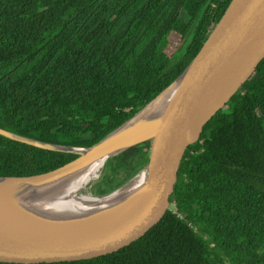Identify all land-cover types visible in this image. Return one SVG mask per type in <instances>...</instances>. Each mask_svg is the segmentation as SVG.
<instances>
[{
    "label": "trees",
    "instance_id": "trees-1",
    "mask_svg": "<svg viewBox=\"0 0 264 264\" xmlns=\"http://www.w3.org/2000/svg\"><path fill=\"white\" fill-rule=\"evenodd\" d=\"M230 1L0 0V128L96 144L183 72ZM148 149L109 160L91 194L124 184ZM76 157L0 136V177L46 173ZM169 204L122 249L40 264H264V58L187 147Z\"/></svg>",
    "mask_w": 264,
    "mask_h": 264
},
{
    "label": "water",
    "instance_id": "water-1",
    "mask_svg": "<svg viewBox=\"0 0 264 264\" xmlns=\"http://www.w3.org/2000/svg\"><path fill=\"white\" fill-rule=\"evenodd\" d=\"M263 58L264 0H231L183 72L96 144L56 145L0 128V136L11 141L77 156L46 173L0 177V263L87 260L122 249L143 236L169 208L187 147L198 141L203 126L226 106ZM171 89L174 91L167 101L157 104ZM150 110L155 113L148 117ZM146 142L149 149L143 167L117 189L94 196H111L143 170L142 183L111 205L77 217L46 216L49 212L31 207L35 197L49 195L59 181L103 159L102 168L114 157Z\"/></svg>",
    "mask_w": 264,
    "mask_h": 264
},
{
    "label": "bare ground",
    "instance_id": "bare-ground-1",
    "mask_svg": "<svg viewBox=\"0 0 264 264\" xmlns=\"http://www.w3.org/2000/svg\"><path fill=\"white\" fill-rule=\"evenodd\" d=\"M173 91L174 90L171 89L167 92L162 97L163 99H161V101L157 104L163 105ZM154 113L155 110H150L147 113L148 117H151ZM102 161L103 159L82 171L72 174L62 181H59L49 191V195H45L46 193H43L40 196H34L37 200L32 202L31 207L38 212H49L46 216L51 217H77L79 215H86L111 205L114 201L123 197L128 191H131L135 187L139 186L144 179L145 173L142 170L136 174L128 185L113 193L111 196L95 198L89 194L90 192L88 193L85 191V188L90 182L97 178L99 170L101 169ZM40 200L42 201L39 202Z\"/></svg>",
    "mask_w": 264,
    "mask_h": 264
},
{
    "label": "rangeland",
    "instance_id": "rangeland-1",
    "mask_svg": "<svg viewBox=\"0 0 264 264\" xmlns=\"http://www.w3.org/2000/svg\"><path fill=\"white\" fill-rule=\"evenodd\" d=\"M102 169H103V167L99 170V173H98L97 178H96L94 181L90 182V183L86 186L85 191H87L88 193L91 191V188H92V187L94 186V184L99 180V177H101ZM89 187H90V188H89ZM90 194H91V192H90Z\"/></svg>",
    "mask_w": 264,
    "mask_h": 264
},
{
    "label": "built area",
    "instance_id": "built-area-1",
    "mask_svg": "<svg viewBox=\"0 0 264 264\" xmlns=\"http://www.w3.org/2000/svg\"><path fill=\"white\" fill-rule=\"evenodd\" d=\"M170 207H173V204H172V205L169 204V208H170ZM169 208H168V209H169Z\"/></svg>",
    "mask_w": 264,
    "mask_h": 264
}]
</instances>
